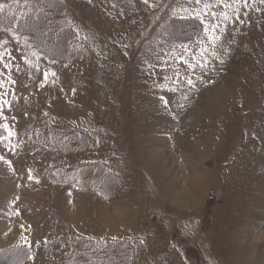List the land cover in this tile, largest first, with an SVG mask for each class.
Masks as SVG:
<instances>
[{"label": "rangeland", "instance_id": "obj_1", "mask_svg": "<svg viewBox=\"0 0 264 264\" xmlns=\"http://www.w3.org/2000/svg\"><path fill=\"white\" fill-rule=\"evenodd\" d=\"M48 8L0 22V264H264V0Z\"/></svg>", "mask_w": 264, "mask_h": 264}, {"label": "trees", "instance_id": "obj_2", "mask_svg": "<svg viewBox=\"0 0 264 264\" xmlns=\"http://www.w3.org/2000/svg\"><path fill=\"white\" fill-rule=\"evenodd\" d=\"M1 3L6 6L3 11H0V22H3L6 19L13 20L12 18H15L18 23H28L29 25V23L33 21H38V19H40L41 12H43V14H46V13H52L54 11H57V10L48 8L49 3H51L52 5H58V4L61 5V0H32L30 2L25 3L24 7H22V5L19 6L18 3H14V1L12 0H4ZM9 4L11 6H14V4H16L15 6H17V9L15 8L14 11H9ZM15 10H17L18 12L20 11L19 16L21 15V18L17 15V11L15 12ZM63 14H64V10L62 9V6H61V13L55 12V15L57 17H61L63 16ZM40 27H41L43 34L45 35L53 34L52 37L55 40L61 38L60 36H58L61 33H66V37H64L62 43H60L61 51L63 50L65 51L66 49L67 57H70L76 53L74 51V48L78 47L77 41H75L76 37L74 36L72 30L68 28V26H64L61 24L57 27L53 25L46 26L45 22L41 21ZM66 43L68 45V48H65ZM63 47L65 49H63Z\"/></svg>", "mask_w": 264, "mask_h": 264}, {"label": "snow or ice", "instance_id": "obj_3", "mask_svg": "<svg viewBox=\"0 0 264 264\" xmlns=\"http://www.w3.org/2000/svg\"><path fill=\"white\" fill-rule=\"evenodd\" d=\"M145 2H147V0H145ZM197 3L200 2V0H196ZM6 5L0 3V11H3ZM222 15L224 16L225 19H228L227 14L226 13H222ZM213 28H215V26H213ZM7 30V29H6ZM210 39H218V37H210ZM6 43V42H5ZM2 55V54H0ZM191 80H189V84H191ZM4 127H7V125H5ZM9 135H11V133H9ZM0 159H3V157H0ZM29 179H31V176H29Z\"/></svg>", "mask_w": 264, "mask_h": 264}, {"label": "bare ground", "instance_id": "obj_4", "mask_svg": "<svg viewBox=\"0 0 264 264\" xmlns=\"http://www.w3.org/2000/svg\"><path fill=\"white\" fill-rule=\"evenodd\" d=\"M259 258V257H258ZM261 258V257H260ZM262 261H263V259H261ZM253 262V261H252ZM261 264H262V262H261Z\"/></svg>", "mask_w": 264, "mask_h": 264}]
</instances>
